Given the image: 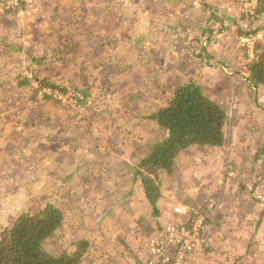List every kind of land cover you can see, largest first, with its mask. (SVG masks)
<instances>
[{
    "label": "rangeland",
    "instance_id": "rangeland-1",
    "mask_svg": "<svg viewBox=\"0 0 264 264\" xmlns=\"http://www.w3.org/2000/svg\"><path fill=\"white\" fill-rule=\"evenodd\" d=\"M31 2L20 18L0 0V78H8L0 86V234L13 216L50 198L64 214L58 237L89 240L84 264H145L152 237L208 205L206 241L190 264H264V88H249L238 73L249 58L239 37L259 28L264 38L255 0ZM56 12L66 29L51 21ZM47 43L50 51L35 72L70 86L66 94L55 90V102L36 91L35 80L18 87L17 72L27 64L20 50L40 58ZM99 54H107L111 74ZM187 77L227 109L226 140L181 154L154 215L132 166L134 142L157 133L147 119L133 121L131 110L156 106L164 84ZM74 85L89 87L81 104ZM139 90L145 92L132 106L127 92ZM177 207L182 216L172 214Z\"/></svg>",
    "mask_w": 264,
    "mask_h": 264
},
{
    "label": "trees",
    "instance_id": "trees-1",
    "mask_svg": "<svg viewBox=\"0 0 264 264\" xmlns=\"http://www.w3.org/2000/svg\"><path fill=\"white\" fill-rule=\"evenodd\" d=\"M255 7L258 16L264 15V0H257ZM258 29L250 30L245 34H255L259 31ZM106 30L107 28L105 32ZM102 31L104 34V29ZM113 33L114 30L111 29L108 35L112 41L114 40ZM105 38L102 37L103 40ZM108 43L109 41L101 42V45L93 50L96 51L100 49L99 47L103 49ZM198 46L199 51L205 50L201 41ZM112 49H114L113 45L107 52L110 53ZM252 52L253 56L247 58L242 66L244 71L239 70L238 73L241 74V78L249 88L259 90L264 88L263 39L255 40ZM99 56L102 64L110 65L111 74L113 72L112 63L107 62L109 61L106 58L107 54L104 56L99 54ZM43 59L44 56L33 57L30 61L31 65L27 64V66L40 65ZM103 67L102 65L98 66L95 72L99 73ZM30 75L32 79L19 73L18 87H33L31 80H35L38 85L36 91H42L47 101H56L58 94H53L55 90L61 94L70 91L69 85H63V82L61 84L50 82L49 77L45 74L31 72ZM6 80L8 78H0V86H3ZM44 88L51 92H44ZM74 88L72 90L75 92L73 97L77 103L81 104L90 97L89 87L83 88L74 85ZM139 91L127 92L132 106L137 102V98H141L140 96L145 92ZM162 92L164 98H161L156 106L150 109L135 106L131 110L134 113L133 121L135 119L138 121V118L147 119V123L154 126L153 132L157 133L136 140L133 145L137 156L134 155V150L132 152L136 158L132 166L133 178L140 183L142 193L154 215L159 214L162 186L174 175L181 154L186 149L197 146L212 148L223 146L226 140L225 128L228 121L227 109L215 98L209 96L204 86L194 77H187L170 85L164 84ZM122 94L124 93L117 94L118 100L123 96ZM53 95L55 96L53 97ZM1 118L4 119V116ZM87 175L88 172L83 174L84 180ZM207 206H200L196 212L191 211L192 218L203 214V222H209L211 212L207 211ZM220 218L221 214L211 221L214 224H219ZM64 221L63 210L50 198H45L44 205L37 209H23L13 216L10 224L6 225L5 231L0 234V264H84L90 253L91 244L85 235L58 237L60 229L64 228Z\"/></svg>",
    "mask_w": 264,
    "mask_h": 264
},
{
    "label": "built area",
    "instance_id": "built-area-1",
    "mask_svg": "<svg viewBox=\"0 0 264 264\" xmlns=\"http://www.w3.org/2000/svg\"><path fill=\"white\" fill-rule=\"evenodd\" d=\"M31 3V0H2L1 8L16 12L20 18H23L26 16L27 11L22 5ZM255 4H253L254 7ZM250 13L253 14V12ZM258 33L256 35L244 34L239 37L240 46L248 51L249 58L253 56L252 50L255 40H264L262 35ZM43 91L51 92L49 89L47 91L43 89ZM53 94L55 93L53 92ZM174 212L182 215L183 209L177 207ZM203 228V214H198L196 218L189 222L184 220L164 226L159 235L150 239L151 256L147 258L145 264H190L206 241L201 234Z\"/></svg>",
    "mask_w": 264,
    "mask_h": 264
},
{
    "label": "crops",
    "instance_id": "crops-1",
    "mask_svg": "<svg viewBox=\"0 0 264 264\" xmlns=\"http://www.w3.org/2000/svg\"><path fill=\"white\" fill-rule=\"evenodd\" d=\"M68 14V13H67ZM63 15H64V13H63ZM262 17L264 16V15H261ZM47 18L48 19H51L49 16H48V14H47ZM64 20V16L63 17H58L57 16V12L54 14V16H53V18L51 19V21L53 22V23H56V24H58V25H63L62 26V30L63 29H66V26L68 27V25H65V24H63V23H59V21H61V22H64L63 21ZM261 27H263L264 28V26H261ZM58 28L57 27H53V31H56ZM212 31V30H211ZM210 31V32H211ZM263 34H264V31H261ZM212 36V35H211ZM263 36V35H262ZM79 37V36H78ZM209 37H210V35L209 36H207V41L206 42H202L201 41V45L206 49V43L208 42V40H209ZM211 41H212V43H214V41L212 40V38H211ZM32 42V41H31ZM211 43V44H212ZM200 44V43H199ZM198 44V45H199ZM49 44L47 43V46L46 47H42V50L40 51V52H38V57H43L44 56V58L46 57V54L50 51L49 50V46H48ZM20 48V47H19ZM20 51H22V53L25 55V57H24V59L27 61L26 63L27 64H30L31 65V56H29V54H31V52H30V50H26V48L25 47H22V49L20 50ZM25 52H26V54H28V56L30 57H28V56H26V54H25ZM29 59V60H28ZM41 63H42V61H41ZM27 64H26V66H24V72H23V75L24 76H26V77H28L30 74H31V72H35L36 70H37V68H38V66L37 65H35V67L34 68H32V66H30V67H28L27 66ZM33 66H34V64H32ZM32 68V69H31ZM26 72V73H25ZM20 73V71H18L17 72V74H19ZM27 73H30V74H27ZM38 73V72H37ZM21 74V73H20ZM77 86V85H76ZM263 88V87H262ZM262 88H260V89H262ZM175 217H179V216H182V215H179V214H177V213H172ZM135 264V263H134Z\"/></svg>",
    "mask_w": 264,
    "mask_h": 264
}]
</instances>
